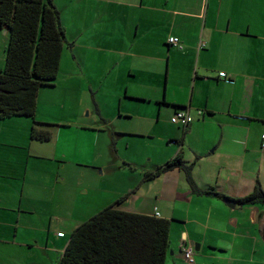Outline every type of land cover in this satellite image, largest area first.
Wrapping results in <instances>:
<instances>
[{
	"label": "crops",
	"instance_id": "crops-1",
	"mask_svg": "<svg viewBox=\"0 0 264 264\" xmlns=\"http://www.w3.org/2000/svg\"><path fill=\"white\" fill-rule=\"evenodd\" d=\"M54 3L59 10V1ZM62 4L61 24L75 64L83 65L81 49L82 54L126 56L130 62L119 81L129 89L135 79L140 90L131 95L160 104L165 118L159 128L163 146L155 155L156 168L181 156L194 163L192 177L198 188L214 190L193 192L185 173L173 169L154 180L144 176L136 186L128 185V195L112 192L102 205L81 210L85 202L75 200V186L60 179L63 129L69 126L62 121L63 84L56 83L41 89L37 99L35 120L54 125L48 142L32 139L29 117L0 121V264H35L34 250L59 253L60 261L69 242L63 241L64 223L70 221L73 232L101 210L127 203L131 195L136 197V208H117L143 215H155L157 210L160 218L172 222L165 264H189L182 240L194 247V264H264V206L236 202L230 208L216 195L237 201L258 183L264 189V0H63ZM169 37H177L183 50L169 46ZM8 43L7 30L0 28V72ZM111 64L120 66L113 59ZM178 110L193 116L188 128L171 122ZM74 129L80 136L85 130L98 137L102 132L97 127ZM115 145L111 139V152ZM155 184L159 188L148 196V187Z\"/></svg>",
	"mask_w": 264,
	"mask_h": 264
},
{
	"label": "trees",
	"instance_id": "trees-1",
	"mask_svg": "<svg viewBox=\"0 0 264 264\" xmlns=\"http://www.w3.org/2000/svg\"><path fill=\"white\" fill-rule=\"evenodd\" d=\"M0 28L9 34L5 67L0 72V121L29 117L33 120L32 139L48 142L53 131L47 127L54 125L37 122L35 116L39 91L55 86L63 51L69 46L60 12L54 0H0ZM193 167L194 163L177 156L145 174V178L150 181L179 169L193 192L208 194L214 190L198 188L192 177ZM236 202L264 206V190L258 183L251 194ZM171 224L156 215L107 207L71 233L58 264H165Z\"/></svg>",
	"mask_w": 264,
	"mask_h": 264
},
{
	"label": "rangeland",
	"instance_id": "rangeland-1",
	"mask_svg": "<svg viewBox=\"0 0 264 264\" xmlns=\"http://www.w3.org/2000/svg\"><path fill=\"white\" fill-rule=\"evenodd\" d=\"M58 1L61 12L63 0ZM65 47L63 72L56 81L63 84L62 121L63 126H69L68 129H63L61 148L63 177L60 179H65L67 184L72 183L75 186V200L77 203L85 202L80 207L85 212L87 208L105 203L104 196L112 192L128 195V185L136 186L149 170H156L155 155L160 151L159 147L163 146L158 134L161 133L159 128L164 122L165 115H160V104L154 100L144 101L131 95L140 90V84L135 79L131 81L129 89L125 83L119 81L121 70H125L130 62L128 57L109 54L107 57L96 56L95 51L90 55L87 52L82 54L85 50L81 49L78 54L83 55L84 58H81L83 65H79L73 60V52H69L68 47ZM111 59L120 63L119 68L112 66ZM165 84L164 76L162 94L165 91ZM56 98L57 95L54 99ZM46 103L47 99L41 105L45 106ZM53 110L61 113L57 108ZM124 113H131V116ZM167 120L170 121V117ZM77 127H97L102 132L98 137L96 133L85 130L80 136L74 133L76 132L74 128ZM116 133L124 135L117 137ZM111 139L116 143L114 152L113 150L111 152ZM151 166L153 168H150ZM55 168L52 165L53 171ZM148 188H150L147 192L149 196L159 188V185L155 184ZM146 189L147 187H143V192ZM130 197L127 203L124 198V203L115 206L136 208V197L133 195ZM64 211L65 209L63 220ZM67 223L63 225V236H67L64 242L69 240L72 233L69 232L70 224ZM33 254L36 257L35 264L59 262L60 254L56 252H49L46 255L42 250H34Z\"/></svg>",
	"mask_w": 264,
	"mask_h": 264
},
{
	"label": "built area",
	"instance_id": "built-area-1",
	"mask_svg": "<svg viewBox=\"0 0 264 264\" xmlns=\"http://www.w3.org/2000/svg\"><path fill=\"white\" fill-rule=\"evenodd\" d=\"M167 42H168L169 46L183 50V45L177 37H169ZM201 47H204L203 43H201ZM219 75L221 78H224V79L227 78L226 73L221 72ZM193 121H194L193 116L187 110H178V111H176V113L171 118V122L174 125L180 126L182 128H188L192 124ZM263 139H264V136H263ZM155 215L157 217H160V214L157 212V210H155ZM181 249H182L185 260L189 264H194L195 263V260H194L195 249H194V247L192 245H189L186 240H182L181 241Z\"/></svg>",
	"mask_w": 264,
	"mask_h": 264
},
{
	"label": "water",
	"instance_id": "water-1",
	"mask_svg": "<svg viewBox=\"0 0 264 264\" xmlns=\"http://www.w3.org/2000/svg\"><path fill=\"white\" fill-rule=\"evenodd\" d=\"M223 202L227 204L230 208H234L236 206V201L234 200L226 199L223 200ZM263 240H264V227H263Z\"/></svg>",
	"mask_w": 264,
	"mask_h": 264
}]
</instances>
